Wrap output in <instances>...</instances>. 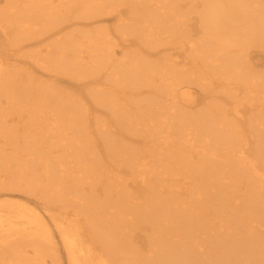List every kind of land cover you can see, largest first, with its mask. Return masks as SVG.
Listing matches in <instances>:
<instances>
[{
	"label": "bare ground",
	"instance_id": "1",
	"mask_svg": "<svg viewBox=\"0 0 264 264\" xmlns=\"http://www.w3.org/2000/svg\"><path fill=\"white\" fill-rule=\"evenodd\" d=\"M201 1L24 0L16 4L4 0L2 5L0 1V13L7 8L8 26L2 31L7 40L10 25L14 26L15 42H8L15 47L11 50L21 54L28 39L42 45L35 61L40 68L50 76L62 72L76 78L97 105L106 107L116 125L94 119L96 132L104 138L103 150L108 155L124 153L125 147L115 144L123 134L143 147L126 150L131 155L122 162L134 172L129 181L120 180L116 164L93 178L95 171H87L96 166L91 158L97 148L101 156L102 148L90 130L91 118L59 108L66 99L55 97L53 89L41 83L27 81L21 86L24 92L13 89L11 94L13 85L8 82L9 92L2 97L9 108L0 112V175L6 179L0 178V188L23 182L26 167L40 162L46 190L57 201H66L68 192L52 175L68 164L86 173L84 180L79 174L77 186L85 185L81 182L87 178L92 195L82 199L88 212L92 210L75 236L60 230L68 264H82L97 255L104 259L100 264H122L123 249L131 255L129 262L135 263V241L154 251L152 263L174 264L179 253L172 245L184 246L198 230L217 227L223 233L226 225L233 235L214 239L217 245L223 243L220 254L228 253L235 261L242 257L245 264L264 254L256 227L264 221V158H259L264 146L258 145L264 139V117L251 116L262 101L254 91L264 86V77L251 73L247 64L248 47L264 49V14L258 13L261 19L256 24H248V19L247 24L240 23L239 17L251 9L248 0L240 9L234 7L239 0H205L201 15ZM188 8L194 16H188ZM111 19L112 24H101ZM217 70L223 79L211 76ZM220 83L230 94L222 89L217 92L224 95L217 98ZM190 85L203 90L201 100H210L197 117H184L180 111L189 97L182 89ZM140 94L141 102L131 101ZM49 101H55L52 114L44 111ZM83 114H89L87 108ZM60 149L64 155L58 153ZM25 179L31 183L36 177L29 173ZM98 184L100 195L93 194L99 191L94 189ZM23 208L42 224L37 212L25 204ZM23 227H29L26 232L36 230L34 225ZM4 234L0 257L8 264H22L24 246H10L17 235ZM47 239L49 244L51 236Z\"/></svg>",
	"mask_w": 264,
	"mask_h": 264
},
{
	"label": "rangeland",
	"instance_id": "2",
	"mask_svg": "<svg viewBox=\"0 0 264 264\" xmlns=\"http://www.w3.org/2000/svg\"><path fill=\"white\" fill-rule=\"evenodd\" d=\"M0 1L2 5L4 0ZM10 1L16 4H22L24 0ZM204 1L205 0L201 1V5L199 7V12H201V15L204 12L205 8ZM248 1L249 3H251V9L244 12V15L239 17V22L246 23L248 19V24H256L261 19V16L259 14H261L262 11L264 14V0H259L258 4H256V2L253 3L252 0ZM246 3L248 2L239 0L238 3H234V7L235 9H240V4L245 5ZM257 6H259V8ZM6 9L4 13H0V112L3 110H8L9 108L7 107L6 103H4L2 97L3 93L5 94V92H9L8 82L13 85V87L11 88V94L13 89L19 92L20 90L24 92V90L21 89V86L27 81L41 83L42 87H45L48 90L53 89L51 92L55 95V97L66 99L65 102L58 104L59 108H61L62 110L75 109L78 113L81 114L82 117L91 118L90 130L94 133L98 145L102 148V155H98L99 151L96 147V155H93V158H91V161L95 162L96 166L93 167L92 170H88L87 173L95 171V174L92 175L93 178L96 177V172H98L101 176L102 169H109L112 165L116 164L119 169L120 180L129 181L130 178L134 175V172L131 169L125 167L122 162L124 158L128 159V157L131 155L127 154L126 150L135 149L140 151L143 150V147L135 141H131L129 135L123 134L124 137H118L115 141V144H117V146L118 144H120L121 146L125 147L124 153L121 154L119 151L115 153L113 151L112 153H110L111 155H108L106 151L103 150L104 138H102V136H100L96 132L94 119L103 120V125L106 124L110 127L116 125L113 119H111L106 114V107L97 105V99L94 100L93 97H90V93H87V88L78 86V84L76 83V78L62 72L57 73L55 77L50 76L49 72L40 68L35 63V61L37 62L36 59H38L42 54V52L38 51L42 49V45L30 42L28 39L24 42L21 54L12 51L11 49H14L15 47L10 46L8 42H15L13 29L14 26L10 25L9 30L12 34L8 33V40L6 36H2V31L5 29L4 26H8L5 24L7 22V16L5 15ZM185 10L187 11L189 17L194 16L192 9L188 8ZM250 10L255 11L248 14ZM112 23L113 20L111 19L101 24L110 25ZM202 23H204L203 17ZM229 24L230 22L228 23V25ZM225 30H228V27H225ZM248 59L249 60H247V64L249 63L251 73H253L257 77H261L262 79L264 77V49L257 47H248ZM218 63H220V61L215 62V64ZM203 70L207 71V69ZM209 72L210 71L208 70V73ZM218 73H220L219 70H217L216 74L212 73L211 76L215 79H223V75H218ZM221 83L216 86L215 89V95H217V98H220L221 95H224L223 92H217L222 89L225 90L228 95L230 94L229 89L227 87H223ZM184 87L185 88H183L182 90L186 89L189 95V97L187 98L188 100L186 101V104L188 105H184V107L180 111L182 112V114H184V117H197L203 111V106L206 105L210 100L205 101V99H200V95L204 92L203 90L199 89L198 86L190 85L188 87ZM254 95L255 97H261L262 101H260L258 105L256 104V108L253 109L254 112L251 116L264 117V86L260 89L259 92L254 91ZM143 96V94H140L135 97H130V99L131 101L141 102ZM26 97H24L23 99H25ZM8 98H10L9 94ZM130 99L127 98L125 101L129 102ZM241 100L243 99L240 98V102ZM49 102V107L47 106L44 111H51L50 108L53 107L52 102L55 101ZM244 105H247V103L245 102ZM231 107L232 104L229 103V105H227V108L230 109ZM85 108H87L89 112L87 116L83 114ZM258 109H261V112H258ZM239 110H241V106H239ZM249 112L247 114L243 112L242 115L244 116L246 114V116H248L250 115ZM50 114H52V111ZM131 125L135 126L134 123H131ZM143 129H145V127ZM136 130L139 131V124L136 126ZM251 132L254 135L257 133L254 129H251ZM91 144L94 146V143L92 141ZM258 145L261 147L264 146V139H262V141L259 142ZM138 151L134 152L132 155L135 156ZM58 153L62 155L65 154L62 149H60ZM259 158H264V152H262L261 155L259 153ZM108 161L110 163H107ZM154 162L158 164L156 160H154ZM41 166L42 164L40 162L38 163V165L36 163L29 165L24 171V179L22 178L23 182L19 181L18 183L8 185L7 189L0 188V229L2 227H6V231L0 230V240H5L3 239L5 237L4 232H10L17 235L15 239H11L9 244L10 246H24L22 247L24 251L22 253V264L24 262V264H26V261H29V263L31 262L33 264H68L67 254L61 242L60 230L66 229L67 232L68 230H70L75 236V230L78 229L83 222H85L86 217L92 210L90 209V212H88L87 201L85 199H82V197L92 195V192L89 193L87 178H85L84 182H81L85 185L77 186L79 183V174H82V179L84 180L86 173H82L81 170L77 171V169L71 168L70 164H68V168H66L64 171L58 170V172L52 175L53 180L59 181V183H61L65 187V190L69 195L68 200L57 201L51 195V191L49 192V190H46L45 188L46 178ZM175 171H173V173H175ZM29 173H34L36 177V179H34L31 183H29L25 179V176ZM37 174H39L40 177H37ZM67 174L69 175L68 177L66 176ZM175 177H177V175L171 176V178ZM0 178L5 179V177L1 175ZM49 179L50 177L48 178V184ZM172 182L174 181H171V183ZM174 183L178 185L181 183V181ZM95 187L97 188L94 189H99V191L96 190L93 194L100 195L102 193V189L99 188V184ZM67 188L69 189V191ZM23 204L30 208L32 212H37V216L42 221L41 225L39 224V222H35V220L33 219V214L27 211V209H24ZM82 206L84 207V209H82ZM174 206H176V204ZM212 212H214V210ZM77 220L81 221V223L78 225H76ZM26 222H29V224H26ZM259 223L261 224V226H256L259 229L257 234L262 236V243L264 241V221H260ZM26 225H34L36 227L35 232H26L25 228H29L23 227ZM225 228L226 229L222 231L223 233H221L217 227L215 228V231L209 230L201 232V230H198L195 234L192 235L189 242L184 246H177L176 244L172 245L173 249L179 253L178 261L174 262V264H245L247 260L243 259L242 257H239L235 261L233 257L228 253L220 254L223 248V243L217 245L214 239H225L226 234H228L229 236L233 235L230 225H226ZM215 233L218 236H216ZM49 235L51 236V242L47 244V237ZM78 237H80L82 241H85V237L83 236V234H80ZM84 243L86 245V242ZM53 246H57L55 251L50 249V247ZM34 250L40 251H38L37 254L33 252ZM132 250H135L138 254V256H136L137 261L135 263H130L129 259L131 258V255L124 254L125 249H123L122 251H120L121 253L119 255L121 257H124L126 260H123L121 262L122 264H156L155 262L152 263L153 261L150 258L154 251H152L150 248L142 246L141 241H135L134 243H132ZM263 258L264 254H260V258L257 260H251L250 264H263ZM4 259V257H0V264H8V262L4 261ZM103 260L104 259L98 257L97 255L94 258L82 261V264H100V262Z\"/></svg>",
	"mask_w": 264,
	"mask_h": 264
}]
</instances>
